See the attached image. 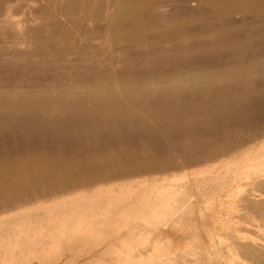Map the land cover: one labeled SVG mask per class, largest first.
<instances>
[{
  "label": "bare ground",
  "instance_id": "bare-ground-1",
  "mask_svg": "<svg viewBox=\"0 0 264 264\" xmlns=\"http://www.w3.org/2000/svg\"><path fill=\"white\" fill-rule=\"evenodd\" d=\"M257 98L264 0H0V264H264Z\"/></svg>",
  "mask_w": 264,
  "mask_h": 264
},
{
  "label": "rangeland",
  "instance_id": "rangeland-1",
  "mask_svg": "<svg viewBox=\"0 0 264 264\" xmlns=\"http://www.w3.org/2000/svg\"><path fill=\"white\" fill-rule=\"evenodd\" d=\"M35 5H37V4H35ZM40 5H41V4H40ZM40 5H37V7L40 6ZM37 7H36V8H37ZM19 13H22V14H19ZM19 13H18V14L20 15V17H22L21 15H24V17H26V15H27V14L25 15V12H24V11H21V12H19ZM18 17H19V16H18ZM31 28H34V25H33ZM34 44L36 45V43H34ZM34 47H35V46H34ZM261 99H263V98H257V100L255 99L256 101H255L254 99H253L254 101L252 100L253 102H257V103L260 104V105L258 104V109H256V108H257V107H256L257 105H255L256 103H255V104H252V105H251V103L249 104V105L252 106V107H253V105H254V107H253V111H252V112L255 113V114L257 113V114H256V117H255L257 120H255V119L253 118V117L255 116V114H252V112H251L252 108L249 107V106L246 107V108H247V109H248V108H251L248 112H251L250 114H252L253 116H252V115H249L250 118H248V115H247L246 117H247L250 121H252V122H253V121L255 122V121H258V120H259V123H261V124L264 125V123H263V122H264V109H262V108H264V107H263L264 102H263ZM263 100H264V99H263ZM261 101H262V103H263L262 106H261V104H262ZM255 107H256V108H255ZM259 107H260V108H259ZM261 107H262V108H261ZM246 108L244 109V113L246 112V111H245ZM254 108H255V109H254ZM260 109H261V111H262V112L260 111L262 114L259 112ZM255 110H257V111H255ZM258 112H259V113H258ZM246 114H248V113L246 112ZM246 114H245V115H246ZM258 115H259V116H258ZM251 116H252V117H251ZM257 116H258L259 119L257 118ZM252 118H253L254 120H252ZM260 121H261V122H260ZM261 126H262V125H261ZM189 129H191V128H190V127L187 128V130H189ZM201 129H204V127H201V126H200V127H199V130H201ZM203 131H204V130H203ZM203 131H202V133H203ZM207 131H208V130H207ZM200 132H201V131H200ZM204 132H205V131H204ZM208 132H209V131H208ZM208 132H205V133H208ZM185 133H187V131H186ZM173 135H174V134H173ZM168 138H169V139H168ZM34 139H35V140H34ZM34 139H32V140L30 141V144H29V145L31 146L30 148H32V149H30V150L27 149V147L29 148V145H28V144H27L26 149L22 147L23 150H28V151H30V152H28L29 154L31 153V151H32V154H33L34 152L36 153V151L39 152V151H38L39 149H40V152H41V149H43L44 145H45V147L47 146L46 148L43 149V150L45 151L47 148H49V146L46 144L47 142L49 143V145H50V142H51V145L54 144L53 147L50 145V148L52 147L51 150H53V149H56V150H54V151H60V150H61V147L57 148L59 145L57 146V145H56L53 141H51L50 139H49V141H48V138H45V139H44V141H45L46 143H44V141H42V143H44V145L40 142L43 138H42L41 140H39L38 138H34ZM171 139L174 141L173 136L168 135L167 139L164 137V140H165L164 142H166L168 145L173 144L174 142H173V141L171 142ZM166 140H167V141H166ZM169 141H170V142H169ZM39 142H40V143H39ZM31 143H34V144H31ZM52 143H53V144H52ZM166 143H165V144H166ZM34 145H35V146H34ZM41 145H42L43 147H42ZM32 146H33V147H36V149L33 148ZM55 146H57V147H55ZM15 147L17 148V149L15 148L17 153H18L19 151H21V149H22L20 146H15ZM37 147H38L39 149H38ZM50 148H49V150H50ZM15 149H13V151H14V152L12 151L13 153H15ZM33 149H34V152H33ZM17 150H18V151H17ZM23 150H22V151H23ZM43 150H42V151H43ZM22 151H21L20 153H22ZM47 151H48V149H47ZM4 152H5V151H4ZM4 152L1 151L0 155H1L2 153L4 154ZM12 152H11L10 154H12ZM26 152H27V151H26ZM26 152H24V154H25V155H29L28 153L26 154ZM3 154H2L1 156H3ZM24 154L22 153V155H24Z\"/></svg>",
  "mask_w": 264,
  "mask_h": 264
}]
</instances>
